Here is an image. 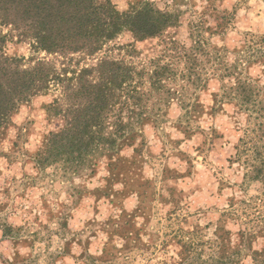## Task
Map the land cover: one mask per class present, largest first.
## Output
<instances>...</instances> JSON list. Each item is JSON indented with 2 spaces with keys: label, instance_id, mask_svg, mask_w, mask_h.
<instances>
[{
  "label": "rangeland",
  "instance_id": "374dc122",
  "mask_svg": "<svg viewBox=\"0 0 264 264\" xmlns=\"http://www.w3.org/2000/svg\"><path fill=\"white\" fill-rule=\"evenodd\" d=\"M135 1L112 0L120 11ZM151 1L160 8L174 6L173 0ZM216 1L221 9L234 11V19L223 37L211 38L213 43L231 49L245 35L264 34V0ZM205 4L179 0L180 24L164 36L188 44V20ZM0 33L6 55L23 57L25 64L31 57H46L61 66V57L33 51L9 27L0 25ZM161 40L134 41L123 32L103 50L146 64L163 46ZM72 57V65L90 62L81 54ZM249 73L264 85L263 66L253 65ZM205 77L206 85L190 87L186 94L183 90L184 98L195 97L200 105L189 132L179 126V99L155 103L154 97L148 106L154 114L165 113L162 122L143 124L142 136L120 151L119 160L108 164L101 158L96 167L78 171L62 163L40 167L34 160L59 125L46 112L57 91L21 104L0 135V264H177L181 241L211 237L215 223L231 231L234 244L240 231H254L253 246L261 247L264 179L246 176L255 159V139L246 136V114L232 103L216 101L219 82L209 73ZM173 83L181 95L183 80Z\"/></svg>",
  "mask_w": 264,
  "mask_h": 264
},
{
  "label": "trees",
  "instance_id": "16d2710c",
  "mask_svg": "<svg viewBox=\"0 0 264 264\" xmlns=\"http://www.w3.org/2000/svg\"><path fill=\"white\" fill-rule=\"evenodd\" d=\"M171 9L151 0H136L120 11L112 0H0V25L28 40L33 51L61 57V66L46 57L5 54L0 33V135L19 106L34 95L57 91L46 106L48 116L59 122L36 152V165L62 163L67 169L94 168L101 158L120 157L124 147L142 136L141 126L164 120L154 114L148 102L168 103L178 98L182 115L179 126L189 132L198 117L195 97L184 98L190 87L207 83L211 75L219 82V103H232L247 116L248 139H255V159L249 161V180L264 179V85L249 73L253 65L263 66L264 34L245 35L229 49L213 43L223 37L234 19V11L221 9L216 0H206L199 13L188 20L189 43L164 36L180 24L179 0ZM189 1V0H183ZM123 32L134 41L160 38L163 46L148 62L136 65L104 52L103 47ZM90 59L81 66L72 55ZM183 80L182 94L173 81ZM179 94V95H176ZM191 101V103H189ZM185 124V125H184ZM261 142V145H258ZM237 158V157H236ZM232 243L231 231L215 223L206 239H183L177 264H264V244L254 247V231L239 232ZM105 251V248L103 249Z\"/></svg>",
  "mask_w": 264,
  "mask_h": 264
}]
</instances>
